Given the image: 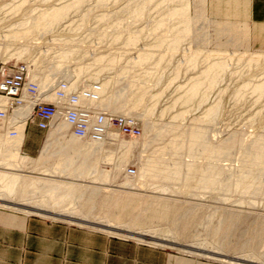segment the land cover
I'll return each instance as SVG.
<instances>
[{"label":"rangeland","instance_id":"374dc122","mask_svg":"<svg viewBox=\"0 0 264 264\" xmlns=\"http://www.w3.org/2000/svg\"><path fill=\"white\" fill-rule=\"evenodd\" d=\"M71 1L0 0V66L28 64L34 79L32 73H44L74 47L69 71L83 73L76 89L106 84L102 98L107 99L122 94L131 81H143V100L130 116H125L126 97L105 112L134 120L140 135L134 140L119 136V140L136 141L119 171L114 170L121 152L115 147L105 146L88 157L87 168L98 161L99 171L107 173V181L102 182L94 180L96 173L81 178L68 171L53 174L54 164L76 148L62 150L64 141L49 140L50 130L28 123L22 147L28 160L11 170L27 179L78 182L72 198L60 204L41 203L43 191L26 198L18 192L9 197L1 194L4 202L11 203H0V212L68 227L74 261L79 259L76 248L82 247L88 264H264V152L246 182L238 184L250 167L249 148L264 139V93L254 90L264 83V24L237 12L238 7L227 0H189V6L188 0H83L75 6ZM64 6L58 24L36 34L35 40L2 41L14 30L28 27L41 11ZM185 8L189 11L183 15ZM172 10L179 17L166 19ZM189 18L199 20L192 23ZM186 30L192 35L183 36ZM142 55L145 59L133 64ZM219 63L225 64L221 70L215 66ZM77 66L84 68L80 71ZM61 81H54L53 88ZM191 90L194 94L187 99ZM207 113L211 117L206 119ZM180 114L183 118H177ZM142 120L150 127L147 133ZM9 123L14 130V122ZM195 129L206 132L209 147L196 154L197 162H191L188 141L177 152L169 143ZM8 131L9 126H0V135ZM65 139H71L68 129ZM48 144V162L34 167ZM215 147L221 153L213 162ZM156 148L165 153L140 176V168ZM110 152L112 159L107 162L103 157ZM189 165L196 169L194 175ZM177 167L179 175L167 177ZM208 167L217 176L204 186L199 173ZM24 209L36 212L28 214Z\"/></svg>","mask_w":264,"mask_h":264},{"label":"bare ground","instance_id":"6f19581e","mask_svg":"<svg viewBox=\"0 0 264 264\" xmlns=\"http://www.w3.org/2000/svg\"><path fill=\"white\" fill-rule=\"evenodd\" d=\"M82 1L83 0H73V2L71 1V3H72V5L75 6L76 5L75 2L81 3ZM190 4H191V2L188 0L187 6H189ZM72 7L73 6H68V8H72ZM66 9H67V7L64 6V7L47 9V10L41 11L39 14H37V16L32 17L30 22L25 21V23L28 22V27H26V28L24 27L25 29L23 28V30L21 27V30H19V31L17 30L16 32L14 30V32L10 33V35H8V36L5 35L4 40H2V41L6 44L8 42L23 41L24 39L31 40V38H32V40H35L33 38L35 37L36 34H41V33L45 34L46 32H49L50 29H52V26H54L55 24H58V22L62 18L64 11ZM188 11L189 10L187 8L181 10L183 15ZM136 17H137V15L135 17H133V19H135ZM174 17H179L178 12L174 11V10H172L171 12L168 11L166 19L174 18ZM166 19L163 20L162 22L166 23L168 21ZM198 20H199V18L187 19L188 22L190 21L192 23H195ZM190 35H192V31L186 30L183 32V36H190ZM200 37H203V36H200ZM134 40H135V38H132V40L128 39V43H129L128 46H130L134 42ZM3 42H2V44H3ZM172 44H173V46H176L177 42H175V40H173ZM75 49L76 48H74V47L71 48L70 51L68 50V52L66 54H63L62 56H60L58 60L50 63L48 68L46 69V71L44 73H42V74L32 73V77L34 79L30 78V75H29V69L30 68L28 67V64H26L27 65V75L29 76L30 81H33L38 85L39 90H40L39 95L41 96V99H43L46 102L56 103L57 100H60V98H58V96H57V92L62 90L66 95L74 94L76 96L77 101H78L76 106H79L82 108H87V109L91 108L96 112L101 111V112L105 113V112H108V108H110L113 105L112 103L114 101L120 99V97L121 98L126 97L127 99H129V101L131 103H129V101H128V103H126L128 113L125 116H130L129 114L132 112V110L136 109L141 104V102L143 100V96H144L145 92H144V90H140V89L144 85V82L138 81V80H133L128 84V86H129L128 89L122 91V94H119V96H117V97L115 95H110V97H108L107 99L102 98V96L104 95V92L106 90V84L89 83L86 88H84V86H83V88H81V89H76L77 88L76 84H77L79 79H82L81 76H83V73L77 72V71H76L77 73L76 72L73 73L74 70L69 71V69H70L69 64L71 62L70 58L73 56V53H75ZM144 59H145V55H142V56H140L139 59L136 60V63H133V64H139V62L143 61ZM67 63H68V71L66 69ZM215 66L218 70H221L225 67V64L219 63ZM77 67H79V66H77ZM81 68L82 67H79V70ZM76 70H78V69H76ZM80 71H82V70H80ZM123 74H125V73H123ZM59 79L64 80V81L59 82V84L55 88H53V84H54L53 82L56 80H59ZM62 84L64 85V88L61 87ZM44 89L45 90L50 89V90L47 92H44L43 91ZM73 90H75V91H73ZM254 90L256 92H258L259 94L264 93V83L256 86ZM194 91L195 90H191L187 99H190L193 96ZM42 92H44V93H42ZM134 94H135V96H134ZM24 101H25L24 103H22L19 107H17L15 110H13L12 113L9 114L8 122H6V124H3V126L4 125L9 126V131H8L9 135L12 131L15 130L16 132L15 131L14 132L16 133L15 134L16 136L14 135L15 136L14 137V136L10 135L11 137H9L8 134L0 135V197H1V194L7 195L9 197L10 195H12L13 192H18L20 198H26L29 193H32V195H33L36 192L43 191V195L40 198L44 199V201L41 200V203L43 202L45 204H48V203L52 202L54 204H60L64 198H67V197L72 198L73 190H74L75 186L77 185L76 182H78V181H76V180L74 181L71 179L72 181H68V183H65L63 181H58V180L55 181V180L50 179L48 177L47 178H45V177L34 178L33 177V178L27 179V178H22V176L19 173L13 172L11 170L13 167L22 166V164L28 160V156H27V154L23 153L22 147H23L25 140H26L25 128H26V125H27V122L29 119V115H30L31 110H32L33 102L30 101L29 99H26L25 96H24ZM60 110H62V109L60 108ZM146 112H148V111H146ZM111 114H113V113H111ZM180 115L181 116L177 115V118L182 117V114H180ZM209 115H211V113H207L206 119L209 117ZM108 116L111 117L112 115H108ZM146 116H147V114H146ZM57 117L58 118L53 122V124L49 128V130H50L49 140H51L52 137H57V139H61L62 141H64L63 145H61L63 147L62 150H68V148H70V147H75L76 153L74 152V154H72V155L68 154V158L65 160H62L60 158V160L54 164V168L51 171L53 174H57V173L61 174V173L68 171L71 176L76 177V178H81L83 175H85V173L88 176L96 173V176L94 177L95 181H102V182L107 181V179H108V177L106 175L107 173L99 171L98 161L93 162V164L90 166V168H87L88 157L92 156V155L96 154L97 152H99L100 150L104 149L105 146L115 147L121 152L120 156H119L120 157L119 158V160H120L119 164L116 165V169L114 170V171H119L122 168L123 162H125L128 159V157L130 156L134 145H136L135 144L136 141L133 142L131 140L130 142H126L123 140H119L120 135L118 134V132L116 130H110V129L108 130L107 127L105 128L106 133L103 134L104 137H101L100 139H92V138L79 139V138H76L70 133V129H69L68 125L64 122V120L59 118L60 115H58ZM120 117H122V116H120ZM123 117H124V115H123ZM141 117L143 118V116H141ZM124 118H126V117H124ZM9 122H14V124H15L14 130H13V125ZM143 127H144L143 129L145 130L146 133L150 129V127L148 126V123H146V121L145 122L143 121ZM67 129L69 130V134L71 136L70 140L65 139ZM46 131H48V130H46ZM163 131H165V130H163ZM204 137H206L205 131L196 130V129L190 130L189 132H185L179 138L171 141L169 143L170 148L172 150H174V152H177L178 150L184 148L185 143H187L185 141H188L189 143L187 144V157L188 158L190 157L191 162H192V160H194L193 158H195V160H196V154L198 152H202L209 147V143L206 141V139ZM78 141H80L81 144L78 143ZM146 143H144V145H149V143H147V144ZM49 148H50V145L48 144L46 146L45 150L42 152V154H40V158L37 160H34V165H35L34 167H36L38 165L40 166V165L44 164L45 162H48V159L50 157V155H48ZM249 149L251 151V154L249 155L250 167L247 168V170L245 169L246 172H244V174L238 178V184L239 185L244 184L246 182V180L248 179V177L251 173L252 168L259 164L261 157H262V154L264 152V139L257 140V142ZM55 153H57V151ZM164 153H165V150L163 148H156V150H154L153 154L150 156V159L148 158L149 159L148 162L142 168H140L139 175L140 176L146 175V173L149 172L151 170V168L154 167V165H156V162H158L162 158ZM211 153H213V156ZM211 153H210L211 157H212L211 159H213V158H216L221 153V150L219 151L215 147V149ZM198 156H200V155L198 154L197 157ZM103 158L105 160H107V162L111 161V159H112L111 152L108 153L107 155H105ZM195 162H197V161H195ZM213 162H214V159H213ZM152 163H154V164L152 165ZM189 168L188 169H189L191 175H194L196 172V169L194 167H190V165H189ZM212 171H214V170H211L210 167H208L204 171L199 173V176H200L199 181H200V183H202V185L206 186L209 183V181L212 182V179L215 177V175L217 176V173L215 174V172H212ZM179 173H180V167H177L171 173H169L167 177L172 178L174 176H178ZM128 174H130V173H128ZM130 175H132V174H130ZM95 181H93V182H95ZM54 182H56V183H54ZM126 183L127 182H125V184ZM211 184H213V183H211ZM126 186H127V184H126ZM128 186H129V184H128ZM95 191L96 190H93L92 193L94 194ZM2 199H0V203H2V202L3 203H9V204L11 203V202H4V198H2ZM45 204H44V206H45ZM16 205L21 207V208L24 207L23 204H16ZM22 211H25L28 214H33V213L35 214V212H36V211L35 212L26 211L25 209ZM66 220H68V218H66ZM75 222H77V221H75ZM79 225H81V223H79ZM103 230H105V229H103ZM107 231H109V230H107Z\"/></svg>","mask_w":264,"mask_h":264},{"label":"built area","instance_id":"2783aa9c","mask_svg":"<svg viewBox=\"0 0 264 264\" xmlns=\"http://www.w3.org/2000/svg\"><path fill=\"white\" fill-rule=\"evenodd\" d=\"M61 87L64 88V85ZM39 91L38 85L30 81L27 75L26 64L0 66V126L6 124L9 114L25 102V96L33 102L27 124H34L40 130H49L60 115L59 118L68 125L70 133L79 139H100L104 137L106 127L108 130H116L123 137L134 138L140 135L138 124L130 118L110 117L101 111L76 106V96L66 95L62 90L57 92L60 100L56 103L46 102L41 99ZM15 134L14 131L10 133L12 136ZM128 173L133 174L134 171L128 170Z\"/></svg>","mask_w":264,"mask_h":264},{"label":"crops","instance_id":"0c3cea01","mask_svg":"<svg viewBox=\"0 0 264 264\" xmlns=\"http://www.w3.org/2000/svg\"><path fill=\"white\" fill-rule=\"evenodd\" d=\"M227 2L238 7L237 12L251 15L254 23L264 24V0ZM71 234L68 227L58 223L0 212V264H88L82 247L76 248L79 259L74 261V246L68 245Z\"/></svg>","mask_w":264,"mask_h":264}]
</instances>
